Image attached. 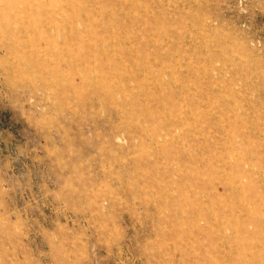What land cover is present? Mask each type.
<instances>
[{
    "label": "rangeland",
    "instance_id": "374dc122",
    "mask_svg": "<svg viewBox=\"0 0 264 264\" xmlns=\"http://www.w3.org/2000/svg\"><path fill=\"white\" fill-rule=\"evenodd\" d=\"M47 1L0 0V264H264V0Z\"/></svg>",
    "mask_w": 264,
    "mask_h": 264
},
{
    "label": "bare ground",
    "instance_id": "6f19581e",
    "mask_svg": "<svg viewBox=\"0 0 264 264\" xmlns=\"http://www.w3.org/2000/svg\"><path fill=\"white\" fill-rule=\"evenodd\" d=\"M48 3V4H47ZM45 4L47 5H51V3H49V1L47 0H28L27 3H25V6L29 7L28 9H30V13H25L26 11V7H25V10H24V13L25 15H27V17H31V16H38L40 14H42V12L44 11V9L46 8ZM48 14V13H47ZM48 16V15H47ZM55 21V20H54ZM59 22V21H58ZM52 24V23H51ZM50 28V27H49ZM64 34V33H63Z\"/></svg>",
    "mask_w": 264,
    "mask_h": 264
}]
</instances>
